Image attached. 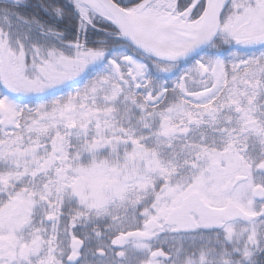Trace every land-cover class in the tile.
<instances>
[{
    "label": "snow or ice",
    "instance_id": "1",
    "mask_svg": "<svg viewBox=\"0 0 264 264\" xmlns=\"http://www.w3.org/2000/svg\"><path fill=\"white\" fill-rule=\"evenodd\" d=\"M0 264H264V0H0Z\"/></svg>",
    "mask_w": 264,
    "mask_h": 264
}]
</instances>
